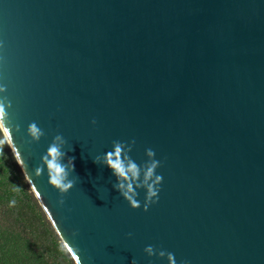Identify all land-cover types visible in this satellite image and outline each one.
<instances>
[{
	"label": "water",
	"instance_id": "1",
	"mask_svg": "<svg viewBox=\"0 0 264 264\" xmlns=\"http://www.w3.org/2000/svg\"><path fill=\"white\" fill-rule=\"evenodd\" d=\"M0 85L20 166L82 264H264V0H0ZM57 134L75 157L63 206L34 171ZM114 140L161 161L147 211L93 162Z\"/></svg>",
	"mask_w": 264,
	"mask_h": 264
},
{
	"label": "clouds",
	"instance_id": "2",
	"mask_svg": "<svg viewBox=\"0 0 264 264\" xmlns=\"http://www.w3.org/2000/svg\"><path fill=\"white\" fill-rule=\"evenodd\" d=\"M6 91V86L0 85V93ZM11 101L7 96L0 97V151L3 149V145L7 144L13 150L15 157L18 162L23 166L24 162L21 159V155L14 145L13 129L19 131V125L13 124L10 118V114L7 111L11 108ZM96 123L95 119L92 121ZM27 135L30 139L27 141L28 144L38 142L42 136L45 135L44 131L38 127L36 122H32L27 127ZM113 149L106 152L103 156H95L93 162L99 165H106L112 170V174L116 178V182L113 184V188L120 193L132 208L140 207V202L137 199V189H145V201L143 208L145 211L148 210L150 204L156 203L159 199L158 192L160 191V184L162 182V176L156 174V169L160 166L161 161L156 160L155 152L153 149H146V155L148 160L142 165H138L133 159L130 158L128 153L131 151L132 145L135 141L125 144L124 142L114 140ZM66 140L61 134L54 136L52 142L49 144L46 152L41 156V163L35 168V175L40 176L44 169L47 170L48 183L53 186L61 194L58 203L63 206L64 194L73 188L75 184L74 179H70V174L74 172L75 157L67 155V152L63 151ZM70 151H74L72 148ZM66 161V162H65ZM30 179V178H29ZM31 187L37 197L40 193L36 191V187L31 184ZM15 200L10 202V206H14ZM77 233L73 232V236ZM131 236V233H128ZM64 250L69 253L75 264H82L79 256L78 249H75L67 241L63 245ZM144 251L149 255L153 256L157 254L154 246H146ZM159 257L167 256L168 264H176L174 254L171 252H165L163 250L158 251ZM131 264H135L132 260ZM180 264H188L187 261H181Z\"/></svg>",
	"mask_w": 264,
	"mask_h": 264
},
{
	"label": "trees",
	"instance_id": "3",
	"mask_svg": "<svg viewBox=\"0 0 264 264\" xmlns=\"http://www.w3.org/2000/svg\"><path fill=\"white\" fill-rule=\"evenodd\" d=\"M15 200L14 206L10 202ZM13 150L0 151V264H75Z\"/></svg>",
	"mask_w": 264,
	"mask_h": 264
}]
</instances>
